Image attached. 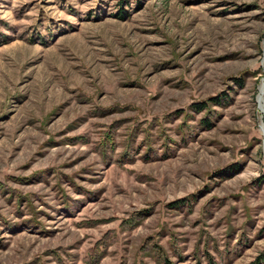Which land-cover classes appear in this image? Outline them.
<instances>
[{
	"label": "rangeland",
	"instance_id": "1",
	"mask_svg": "<svg viewBox=\"0 0 264 264\" xmlns=\"http://www.w3.org/2000/svg\"><path fill=\"white\" fill-rule=\"evenodd\" d=\"M263 77L264 0H0V264H264Z\"/></svg>",
	"mask_w": 264,
	"mask_h": 264
},
{
	"label": "bare ground",
	"instance_id": "2",
	"mask_svg": "<svg viewBox=\"0 0 264 264\" xmlns=\"http://www.w3.org/2000/svg\"><path fill=\"white\" fill-rule=\"evenodd\" d=\"M263 95H264V77L262 79L261 85H260V92L258 95V102H259V108L260 110L264 113V99H263ZM261 130L264 136V122L261 124ZM264 144V142H263Z\"/></svg>",
	"mask_w": 264,
	"mask_h": 264
},
{
	"label": "trees",
	"instance_id": "3",
	"mask_svg": "<svg viewBox=\"0 0 264 264\" xmlns=\"http://www.w3.org/2000/svg\"><path fill=\"white\" fill-rule=\"evenodd\" d=\"M211 100H215V98H212ZM200 110V109H199Z\"/></svg>",
	"mask_w": 264,
	"mask_h": 264
}]
</instances>
